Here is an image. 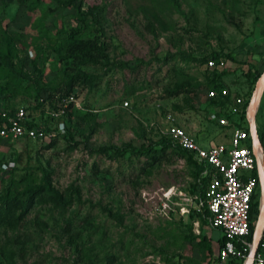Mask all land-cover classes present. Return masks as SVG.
Returning <instances> with one entry per match:
<instances>
[{
    "label": "rangeland",
    "instance_id": "obj_1",
    "mask_svg": "<svg viewBox=\"0 0 264 264\" xmlns=\"http://www.w3.org/2000/svg\"><path fill=\"white\" fill-rule=\"evenodd\" d=\"M71 29L103 44L106 60L60 61L55 51ZM213 52L223 65L209 69L204 60ZM263 53L264 0H37L30 9L0 0V110L25 108L55 137L0 140V197L30 195L16 226L0 223V264H207L189 233L205 237L215 258L218 230L198 217L157 212L161 193L170 190L173 203L187 194L194 203L197 188L186 157L149 126L163 128L169 116L203 147L226 144L232 128L244 127L243 105L234 100L249 103L260 77L247 74L264 73ZM75 70L96 80L77 85V107L51 118L56 91ZM210 80L226 98L207 99ZM181 82L189 85L185 93L170 96ZM263 107L264 89L257 134ZM212 114H229L228 126ZM122 144L163 157L149 166L145 152L114 156L110 148Z\"/></svg>",
    "mask_w": 264,
    "mask_h": 264
},
{
    "label": "built area",
    "instance_id": "obj_2",
    "mask_svg": "<svg viewBox=\"0 0 264 264\" xmlns=\"http://www.w3.org/2000/svg\"><path fill=\"white\" fill-rule=\"evenodd\" d=\"M222 65V62L216 64L210 60L205 63L209 69ZM215 95L214 91L206 92L208 99ZM220 95L225 96L227 93L221 91ZM241 102V99L236 98L234 105H242ZM68 105L77 107L76 100L72 95L60 99L55 112H45L51 118L59 117ZM122 105L126 107L127 103L123 102ZM247 105L243 109V122L244 127H247V132L243 128H232L226 144L203 147L181 127L174 124L169 116L165 117L163 128H159L157 125L149 126L167 138L172 146L189 153L192 159L203 167L200 176L207 178L203 200L199 199L196 202L195 199L193 203L189 195L183 194L177 196L179 202H175L177 203L175 204L171 198L176 196H171L170 190H166L161 193V197H158L157 212L178 213L181 217L184 214L187 215L190 210L205 208L208 214L207 226L212 230H218L221 233L220 239H223L221 246H218L216 251L218 264H227L230 261L244 264L252 244V240L248 241L249 213L251 199L258 188L254 161L255 158L258 159L256 150L260 149L261 154L262 151L260 146L251 149L252 143L248 132L249 118L246 116ZM241 110L242 107L239 109V114ZM235 112V109L231 111V113ZM228 116L229 114L223 116L212 114L209 119L219 126L227 127L226 118ZM32 120V115L24 108H17L12 114L0 110V139L42 142L49 140L54 135V132L45 131L41 125L29 127L28 123H33ZM233 124L237 123L233 122ZM252 172H255V176H251ZM172 204L177 209L173 208ZM251 264H264V224Z\"/></svg>",
    "mask_w": 264,
    "mask_h": 264
},
{
    "label": "trees",
    "instance_id": "obj_3",
    "mask_svg": "<svg viewBox=\"0 0 264 264\" xmlns=\"http://www.w3.org/2000/svg\"><path fill=\"white\" fill-rule=\"evenodd\" d=\"M15 1L18 5L23 6V7H27V8H33L36 4H37V0H13ZM150 32L152 33L151 29ZM78 35V31L76 29H71L69 30L67 33L64 34V36H62L60 38L61 43H60V47L58 51H55V53L58 55L59 60L60 61H67L69 60L72 64H76V65H95L97 63H100L101 61L106 60V56L104 54V49L105 47L103 46V44L98 43V41L96 39L93 40H83V39H78L77 38ZM261 55H264L261 54ZM221 56V54L219 53H211L209 56V59L204 60L206 63L208 60L215 62L216 64L219 62H222L220 59H217ZM227 61H232V59L229 56L224 55L223 56ZM4 62L6 63L7 67L9 69H12V65L10 62L6 61V56L3 57ZM223 63V62H222ZM247 77H251L253 81H256L259 77L260 74H257L256 72L250 70L247 74ZM96 80V77L90 74H85L83 72L80 71H74L71 74H69L67 77H65V80L63 82L64 88L61 90H57L56 93H60L59 95L56 96L55 100L59 101L62 98H66L69 95H72L75 98V95L72 94V90L77 86V85H82V86H87V87H91L94 82ZM210 87L209 89H207L206 92L208 91H216V86L214 84V81L210 80L209 83ZM186 87H189V85L184 84V83H179L174 85L173 89L170 91L169 95L170 96H176L179 95L181 93H185L184 89ZM191 91V90H190ZM228 95V94H227ZM227 95L221 97L219 95H215L213 98H207L208 100H214L215 97H220V98H226ZM242 110L240 113V118L243 117V109L246 106V104H242ZM38 106L39 111L41 113H43V109H42V101H38ZM71 107V105L67 106V109H69ZM17 108L14 109H7L4 110L6 113L8 114H12ZM25 109V108H24ZM66 109V110H67ZM57 110V109H55ZM244 119V118H243ZM33 121V120H32ZM238 125V124H236ZM29 127H33V126H38L37 124L33 123H28ZM262 126H263V131H264V107H263V114H262ZM45 128V126H44ZM241 128V127H238ZM152 132L156 135L159 136L160 139L165 140V143H169V140H167V138H165L164 136H162L161 134H159L156 130L154 131L153 128ZM243 129L247 132V127H243ZM45 131H47V129L45 128ZM257 132V131H256ZM230 136V134H229ZM228 136V138H229ZM55 137H51L49 139V141L53 140ZM63 139L67 138L66 135L64 134L62 136ZM257 139H258V143L260 145V147H262V152H264V132H261V134H257ZM2 140V139H0ZM2 141H9V140H2ZM26 141H30V140H26ZM48 141V142H49ZM72 146H75L74 143L71 144ZM46 147H49V145H47ZM178 152H180V154H183V156L186 157V161L188 164H190L192 166V168L195 171L194 174V178H195V182H194V187L197 188V199L196 202L200 199L203 200L204 197V188L207 182V178H202L200 176L201 171H202V165L197 164L193 159L192 156L187 153L184 150L179 149L178 147L173 146ZM113 151V155L118 157L123 155L124 153H129L132 155H145L148 157V159L150 160V165H152L155 162H158L159 159H161L163 156L160 155H156L158 152H153L151 151L152 149H148V150H144L142 148H134L132 146H130L129 144H122L120 147L115 148V147H111L110 148ZM163 150V147L160 149ZM251 176H255V172H252ZM40 189H34V190H30L31 193H37L39 192ZM25 194V195H24ZM23 194V198H19V197H13V198H9V197H0V223H5L6 225H8L9 227H14L16 226L22 219L27 204H28V197L30 196L28 194V192L26 191ZM53 203H56V205H61V200L59 198V196H54V199L51 198ZM19 208V212L17 215L13 214V210ZM257 209V200H256V196L254 195L251 199V205H250V213H249V223H248V241L251 242L252 240V234H253V229H254V223H255V219H256V210ZM188 217H198L201 221V224H206V218L208 216L205 208H199L198 210H190L189 213L187 214ZM69 222L65 223L68 225ZM68 227V226H67ZM187 229L189 230V226H187ZM187 240L188 241H194L197 240V243H199L200 245H202V247L205 250V257L207 259V264H218L217 263V259L212 258V252H211V248L209 243L206 241L205 237L203 236H193L190 233L187 236ZM223 242V239H219L217 241V245L221 246ZM217 246V247H218ZM227 264H240V263H236L234 261H230Z\"/></svg>",
    "mask_w": 264,
    "mask_h": 264
},
{
    "label": "water",
    "instance_id": "obj_4",
    "mask_svg": "<svg viewBox=\"0 0 264 264\" xmlns=\"http://www.w3.org/2000/svg\"><path fill=\"white\" fill-rule=\"evenodd\" d=\"M263 89H264V73L260 76L256 84V89L246 109V116L249 118L248 132L251 138V143H252L251 149L252 150L254 149L255 146H260L258 143L256 127L254 124V115L258 107L260 96L263 92ZM254 162H255V170H256L258 190H259L258 216H257V220H256V223L253 229V238H252L251 248H250L248 257L246 261L244 262V264H251L253 255L258 246V239H259V236L262 231L263 224H264V168H263L262 159L260 161L255 158Z\"/></svg>",
    "mask_w": 264,
    "mask_h": 264
},
{
    "label": "crops",
    "instance_id": "obj_5",
    "mask_svg": "<svg viewBox=\"0 0 264 264\" xmlns=\"http://www.w3.org/2000/svg\"><path fill=\"white\" fill-rule=\"evenodd\" d=\"M262 119V118H261ZM257 126L260 128H262L263 126H262V120L257 124ZM256 127V126H255ZM199 142V141H198ZM200 144H202L203 145V143H201V142H199ZM261 148V147H260ZM261 151H262V148H261ZM257 191H258V188H257ZM256 194H257V192H256ZM255 194V195H256ZM259 195V194H258ZM258 205H259V197H258ZM257 216H258V209H257ZM257 216H256V220H257ZM256 222V221H255ZM254 225H255V223H254Z\"/></svg>",
    "mask_w": 264,
    "mask_h": 264
},
{
    "label": "bare ground",
    "instance_id": "obj_6",
    "mask_svg": "<svg viewBox=\"0 0 264 264\" xmlns=\"http://www.w3.org/2000/svg\"><path fill=\"white\" fill-rule=\"evenodd\" d=\"M256 153H257V156H258V160L261 161V159H262V154H261V152H260V149H257V150H256Z\"/></svg>",
    "mask_w": 264,
    "mask_h": 264
}]
</instances>
